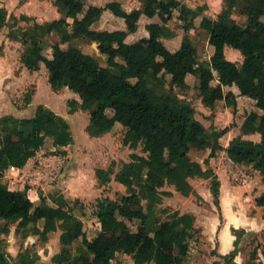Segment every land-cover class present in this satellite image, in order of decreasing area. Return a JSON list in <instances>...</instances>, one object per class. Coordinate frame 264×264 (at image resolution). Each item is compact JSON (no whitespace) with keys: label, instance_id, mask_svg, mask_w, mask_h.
I'll use <instances>...</instances> for the list:
<instances>
[{"label":"trees","instance_id":"1","mask_svg":"<svg viewBox=\"0 0 264 264\" xmlns=\"http://www.w3.org/2000/svg\"><path fill=\"white\" fill-rule=\"evenodd\" d=\"M86 1L55 0L61 18L36 22L21 33L15 31L19 19L12 16L16 21L11 25L7 9L0 7V30L9 27L10 38L23 42L26 49L22 62L30 71L45 68L54 90L68 87L80 97L81 103L73 100L69 104L74 110L80 108L90 113L87 131L92 137L110 133L119 123L126 128L124 145L138 149L143 144L147 155L133 153L132 160L117 173L114 167L96 170L101 184L111 182L115 175L128 193L117 201L99 200L96 216L101 229L89 240L84 222L66 199L59 197L53 206L41 195L37 203L29 197L28 188L12 190L1 181L8 169L26 167L48 140L57 150L54 155L66 154L65 148L74 143L70 123L43 104L38 105L31 118L3 116L0 222L18 223L19 229L32 226L33 232L45 241L61 229L62 250L54 257L56 264H112L121 254L131 255L135 264H186L191 240L197 232L196 219L175 211L162 220L157 216L158 206L165 195L171 194L164 190L169 185L190 196L194 191L191 179H210L215 203L220 204L219 178L211 168L204 169L193 160L191 152L210 149V158L216 157L224 150L220 139L229 128L209 131L196 118L193 105L182 99L177 89L188 90V78L192 75L199 78V98L208 109L217 110L219 102L237 107L238 95L231 90L235 87L243 97L256 102L261 113L247 114L242 134L259 133L261 141L237 136L226 151L235 163L251 165L264 181V0H227L228 8L217 19L204 17L202 26L214 48L210 61L205 63L198 62V49L188 33L176 51L162 41L170 34L167 24L175 11L180 12L179 19L188 32L202 10L191 9L182 0H146L142 8L132 11L125 10L118 1L89 7ZM238 7L237 12L246 18L244 25L233 18ZM107 11L123 19L126 28L93 29ZM157 16L162 23L148 24L147 37L128 42L143 17ZM20 20L30 18L23 15ZM55 33L60 41L52 46L53 55L49 58L44 54L43 43ZM80 38L97 42L107 61L102 62L74 45ZM228 47L242 53V65L227 58ZM167 75L171 76L169 90ZM31 102L32 98H27V103ZM256 201L264 206V195ZM76 242H81V246L74 254L71 247ZM0 247L15 264H32L28 257L15 261L3 245ZM236 254L237 250L223 257L225 263L214 264H236ZM255 258L256 252L248 264H255ZM0 264L9 263L0 255Z\"/></svg>","mask_w":264,"mask_h":264},{"label":"rangeland","instance_id":"2","mask_svg":"<svg viewBox=\"0 0 264 264\" xmlns=\"http://www.w3.org/2000/svg\"><path fill=\"white\" fill-rule=\"evenodd\" d=\"M10 0H0L1 3L9 6V14L14 17L15 15H22L19 8L26 7L30 15L29 21L20 20L22 16H18V24L15 31L21 33L23 30L29 29L36 22H47L48 18L52 21V7L55 6V0H48V3L39 4L36 0H17L15 4H10ZM111 1H118L122 4L123 8L127 11L133 9H140L146 0H87V7L91 5L104 6ZM185 5L193 10H202V15L195 20V25L188 32L185 29V23L179 19L180 12L175 11L173 19L167 24L170 31L168 36L162 38L163 43L172 51H176L180 48L184 36L186 33L190 36L194 44L198 49L197 60L199 63L209 62L214 48L210 44L209 33L202 26L204 17L217 19L227 8V0H182ZM56 7V6H55ZM233 14V18L240 24L244 25L246 18L241 16L237 11ZM43 14V15H39ZM36 16V17H34ZM42 17V18H40ZM62 17V16H60ZM15 19L10 18L11 25L15 23ZM151 23H162L160 17L149 19L143 17L139 23V29L136 33L132 34L128 38L129 43H134L149 34L146 30V26ZM95 28L101 30L114 31L118 29L126 28L123 19L114 16L111 12L107 11L102 19L96 23ZM5 30V31H4ZM10 31L9 27H5L0 30V43L3 41L6 33ZM4 33V34H2ZM60 41L59 34L55 33L48 36L43 43V50L46 55L52 53V46ZM17 46L12 45V51H14L15 69L19 70V59L25 52V45L19 40ZM5 43V42H3ZM88 38H80L74 42V45L83 50L84 53L98 58L102 62L107 61V57L103 55L96 45ZM67 47V45H64ZM5 48V46H4ZM0 52H4L3 50ZM226 56L229 60L236 62L238 65L243 63V55L240 51L234 50L230 47L226 49ZM14 69V68H13ZM40 83L41 92L39 97L35 100L37 95V84L28 83L26 86L20 89L8 91L10 93V99L12 107H19L22 110L30 105L27 103V98L35 100V105L32 109H28L21 113L22 118H31L35 115L38 105L43 104L62 117H66V120L70 123L72 128V134L74 137V143L65 148L66 154L54 155L56 148L51 140H48L45 147L39 152V154L31 159L26 167H24L18 173H10L6 171L1 178V181L12 190H26L28 188L29 197L39 202L41 195L48 199L50 205L55 206L56 200L59 197H63L69 202L70 208L74 214L80 218L85 224V231L89 240H92L101 229V224L97 219L96 213L98 210V202L100 199H108L112 201L120 200L126 195L127 188L116 181L115 175L112 176L111 182L107 184H101L96 174L98 168L109 169L114 167L115 173L119 172L124 163L132 160L131 155L138 153L146 156L144 152V145L141 144L138 149H131L129 146L124 145V137L126 134V128L121 124H116L114 129L107 133L103 139L96 140L91 137L87 131V125L90 120V113L78 108L74 110L69 104L70 101L80 99L76 94L68 92L65 87L56 90L57 97H53L52 89L49 82L46 83V69H41ZM17 73H19L17 71ZM171 76L166 77V88L170 89ZM189 89L181 91L177 89V93L180 97L190 102L196 110V118L201 121L204 126L212 131L214 129L222 130L229 128L226 135L227 139L231 140L237 136H242V124L248 113L261 111L257 108L256 102L250 98L243 97L239 90L235 87L234 90L238 95L237 107H228L225 102L218 103L217 110H211L206 108L201 99L199 98L198 86L199 78L197 76H189L188 78ZM218 84L217 81L214 83ZM17 87V86H16ZM112 115V112L109 111ZM253 134V139L257 142L261 141V136ZM223 141V140H222ZM224 143V142H223ZM211 150L191 152L193 160H207L209 152ZM221 152V151H219ZM218 152V153H219ZM226 155L221 158V166L229 172L227 175L228 180L233 186H245L255 183V179L258 172L251 166L245 164L241 169L229 170V167L225 164ZM114 165V166H113ZM206 165V163H205ZM207 168L208 165H206ZM219 178V176H217ZM262 178V177H261ZM195 180V179H194ZM196 189L190 196H184L178 192L173 186L165 187V191L173 189L177 191L176 198L172 199L173 195L168 194L163 197V203L158 206L157 216L160 219H166L170 214L175 211H179L181 214H191L196 219L197 232L191 240V250L186 264H214L217 261L225 263L223 258L226 255L231 254L237 250V254L234 258L236 264H248L251 261L252 254L256 252L255 264H264V226L262 229L256 232H247L244 227H230V233L234 237V249H232L226 255H219V240L218 235L223 230L224 222L223 215L220 208V204L215 203L214 195L211 192V180L210 179H196ZM251 186V185H250ZM33 189V190H31ZM221 190V187H220ZM211 197H208V194ZM236 193V192H235ZM231 195L229 200V210L232 206L237 205L239 209L243 207V202L236 200L235 197L238 193ZM209 194V195H210ZM264 195V193L262 194ZM260 195L259 197H261ZM167 198V201H164ZM169 198V199H168ZM257 199L252 204L250 201L247 205L249 216L257 217L264 223V206L258 208ZM243 204V205H242ZM254 205V206H253ZM236 206V207H237ZM216 207V209H215ZM256 207V208H254ZM200 209V210H198ZM215 209V210H214ZM168 210V212H166ZM199 212V213H198ZM233 212H228L227 218L229 222L247 225L248 217L245 214L242 216H234ZM218 218V225L215 227ZM260 221V222H261ZM0 244L6 249V252L12 256L15 261H22L23 258L28 257L32 260V264H56L54 257L62 250L61 234L62 230L52 233L45 241L40 235L33 232V227L29 226L27 229H19L18 223H8L6 221L0 222ZM213 226L215 228H213ZM9 229L8 232H4L5 229ZM81 242H76L71 247L73 253H77ZM69 264V263H66ZM112 264H135V261L131 255H119V257ZM155 264V263H150Z\"/></svg>","mask_w":264,"mask_h":264},{"label":"crops","instance_id":"3","mask_svg":"<svg viewBox=\"0 0 264 264\" xmlns=\"http://www.w3.org/2000/svg\"><path fill=\"white\" fill-rule=\"evenodd\" d=\"M16 1L17 0H10L9 3L13 5V4L16 3ZM36 2H38L39 4H45V3H48V0H36ZM0 7L1 8H5V9H7L8 12H10L8 10L9 6L7 4L5 5L4 3L0 2ZM19 9L20 10H18V11H20V13H18V14H22V15H15L16 17L23 16V15H25L27 17H33V15H30V13L28 12V9L26 7H21ZM51 13H52V17H51L52 21L55 20V19H59V18H61L60 16H62V14L58 11L57 7H55V6L52 7ZM11 14H9V22H10V18L12 17ZM39 15L41 16L43 14H39ZM34 17H36V16H34ZM40 18H42V17H40ZM47 20L50 21L49 18ZM40 22L41 21H39V19H38V23H40ZM95 25L93 26V29L101 30V29L95 28ZM9 33H10V31H8L6 33V35L4 36L3 41L0 43V51H2V50L4 51V52H0V118L3 117V116H7V115H12V116H15L17 118H22L21 113L23 111L28 110V109H32V106L35 105V100L39 97V93L41 92V85H42V83H40V75H41V72H43V71L42 70L34 71V72L30 71L23 64L22 56L18 60L19 63H20L19 70L15 69V64L16 63H14V58L17 55H15V56L13 55L14 51L11 50L12 49L11 47H12V45L13 46H17L20 42H19V40L11 39L10 36H9ZM2 34H4V33H2ZM3 42H5V43H3ZM4 46H5V48H4ZM98 46H99V44H98ZM51 54L53 55V49H52V53ZM52 55H51V57H52ZM46 56L51 58L50 55H46ZM17 71L19 73H17ZM46 76H47L46 77V83H47V82H49V73H48L47 70H46ZM28 83L37 84V95L34 98L35 100L32 101L29 104L30 105L29 107H26L23 110H22V108L20 110L19 107H12L11 103L8 101L10 99V93L8 91H10V89H12V91L15 90L16 88L20 89L21 87L26 86ZM49 84H50V82H49ZM50 86H51V84H50ZM51 89H52L51 90L52 93L54 94L53 97L54 96L57 97L56 90H54L52 86H51ZM65 90H68V92L73 94V91H71L68 87H65ZM74 94H76V93H74ZM75 100H77L78 102L81 103V99H75ZM48 106L51 107L50 105H48ZM64 118L66 119V117H64ZM89 124H90V120H89L88 125ZM71 130H72V128H71ZM105 135H103L101 137H92V136L91 137L96 139V140H100V139H103ZM226 135L227 134H225L220 139V143L222 144L224 150L219 152L216 157H212V158H210V152H211L210 151L209 152V157L207 158L209 160L208 164L206 163V160L205 161L204 160L202 161L200 159L197 160L199 163L202 164L204 169H207L206 165H208V167L211 168L216 173L217 176H219V180L221 182L220 208H221V211H222L223 222H224L223 224H224L225 228H223V230L218 235V240H219V244H220L219 250H218V254L222 255V256L226 255L232 249L235 248L234 244H233L234 243V237L230 233V227L231 226H235L236 228L237 227H244L247 230L248 233L251 232V231H253V232L259 231L264 226V223L259 218L253 217V216H249L248 213H247V210L244 211V208L247 209V207H248L247 205H249L248 203L250 201L251 202L254 201L255 199L259 198V196L264 193V181L261 178L260 174L258 173L259 175H257L256 178H253V180L255 179V183L254 184H250L251 186L250 185H245V186H236L235 187V186L231 185L230 181L227 178V175L229 174V172H227V170L221 166V163H220L221 162L220 161L221 158L223 157V155H226L227 159L225 161L226 162L225 164L227 165V167H229V170H234V168L235 169L236 168L237 169H241V168H243L245 166V164L235 163L228 156V153H227L226 149L229 147L230 142L234 138L231 139V140L230 139L228 140ZM256 135H260V134L257 133ZM242 136H243L244 139L254 140L253 139V134H251V135H243L242 134ZM256 141H258V139ZM205 163H206V165H205ZM22 169L12 167L8 171H10V173H18ZM190 182L193 185V187L196 189V187H197L196 182L197 181L194 180V179H191ZM31 190H33V189H31ZM169 192H171L173 194L171 196L172 199L176 198V196L178 194L176 190L169 189ZM233 192L234 193L235 192L238 193L237 196L235 197V199L242 201L243 204H244V205L242 204L243 207L241 209H239L238 206H237L240 203L238 201L237 202L238 204H236L237 207L234 205V206H232L231 210H229V204H230L229 200H230L231 195L233 194ZM209 194H208V197L210 198L211 194L210 195ZM164 201L166 202L167 198H164ZM252 204H253V202H252ZM259 207L260 206H258V208ZM254 208H256V207H254ZM215 209H216V207H215ZM198 210H200V209H198ZM228 212H230V213L233 212L234 216L235 215L236 216L237 215L238 216H242V214L247 215V217L249 219L248 220L249 223L247 225H244V224L237 223V221H235V223L229 222V219L227 218ZM218 222L219 221H218V218H217V221L214 224L215 227L218 225ZM214 226H213V228H215Z\"/></svg>","mask_w":264,"mask_h":264},{"label":"water","instance_id":"4","mask_svg":"<svg viewBox=\"0 0 264 264\" xmlns=\"http://www.w3.org/2000/svg\"><path fill=\"white\" fill-rule=\"evenodd\" d=\"M96 45H98V43H95ZM99 49V48H98ZM0 255L4 257V259L9 263V264H15L10 258L9 256L5 253V251L0 247Z\"/></svg>","mask_w":264,"mask_h":264}]
</instances>
